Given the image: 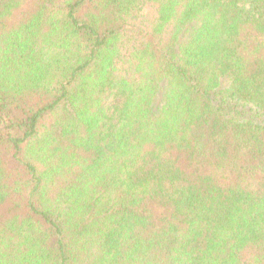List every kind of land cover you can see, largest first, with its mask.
<instances>
[{
	"label": "trees",
	"instance_id": "trees-1",
	"mask_svg": "<svg viewBox=\"0 0 264 264\" xmlns=\"http://www.w3.org/2000/svg\"><path fill=\"white\" fill-rule=\"evenodd\" d=\"M0 264H264V0H0Z\"/></svg>",
	"mask_w": 264,
	"mask_h": 264
}]
</instances>
